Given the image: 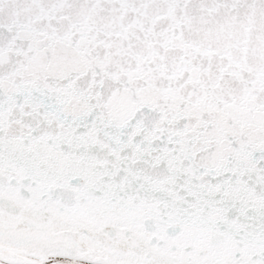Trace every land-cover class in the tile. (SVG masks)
Wrapping results in <instances>:
<instances>
[{"label": "snow or ice", "instance_id": "snow-or-ice-1", "mask_svg": "<svg viewBox=\"0 0 264 264\" xmlns=\"http://www.w3.org/2000/svg\"><path fill=\"white\" fill-rule=\"evenodd\" d=\"M0 264H264V0H0Z\"/></svg>", "mask_w": 264, "mask_h": 264}]
</instances>
